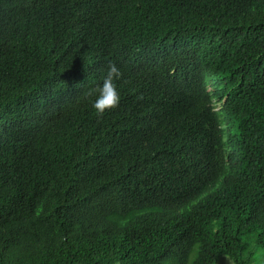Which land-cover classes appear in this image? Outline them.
<instances>
[{
  "label": "trees",
  "instance_id": "obj_1",
  "mask_svg": "<svg viewBox=\"0 0 264 264\" xmlns=\"http://www.w3.org/2000/svg\"><path fill=\"white\" fill-rule=\"evenodd\" d=\"M250 243L264 259V0H0V264H250Z\"/></svg>",
  "mask_w": 264,
  "mask_h": 264
},
{
  "label": "clouds",
  "instance_id": "obj_2",
  "mask_svg": "<svg viewBox=\"0 0 264 264\" xmlns=\"http://www.w3.org/2000/svg\"><path fill=\"white\" fill-rule=\"evenodd\" d=\"M121 78L120 70L115 64L109 63L102 82L95 89L94 99L91 101V108L97 113L115 108L120 100L116 81Z\"/></svg>",
  "mask_w": 264,
  "mask_h": 264
},
{
  "label": "rangeland",
  "instance_id": "obj_3",
  "mask_svg": "<svg viewBox=\"0 0 264 264\" xmlns=\"http://www.w3.org/2000/svg\"><path fill=\"white\" fill-rule=\"evenodd\" d=\"M244 240L247 241L246 238H244ZM247 251L252 252L253 254L250 264H263L264 259L262 249H258L253 243H250V246L247 248ZM216 264H233V262L229 258L223 256L218 259Z\"/></svg>",
  "mask_w": 264,
  "mask_h": 264
}]
</instances>
